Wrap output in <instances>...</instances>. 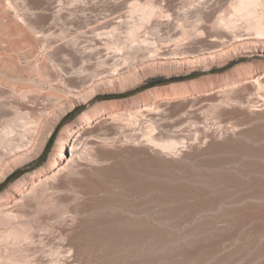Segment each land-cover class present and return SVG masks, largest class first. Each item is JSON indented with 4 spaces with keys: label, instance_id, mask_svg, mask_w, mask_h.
<instances>
[{
    "label": "bare ground",
    "instance_id": "6f19581e",
    "mask_svg": "<svg viewBox=\"0 0 264 264\" xmlns=\"http://www.w3.org/2000/svg\"><path fill=\"white\" fill-rule=\"evenodd\" d=\"M263 2L0 0L1 178L38 158L59 123L87 106L57 132L45 164L0 199V264H229L251 248L247 264H264V178L241 177L264 175V109H254L264 106V78L95 101L154 70L118 69L119 51L132 61L152 50L142 31L156 40L177 22L213 21L200 29L217 60L231 41L264 53ZM238 20L255 42L249 51L237 44ZM186 27L169 39L194 37ZM242 157L254 160L248 169L229 165Z\"/></svg>",
    "mask_w": 264,
    "mask_h": 264
},
{
    "label": "rangeland",
    "instance_id": "374dc122",
    "mask_svg": "<svg viewBox=\"0 0 264 264\" xmlns=\"http://www.w3.org/2000/svg\"><path fill=\"white\" fill-rule=\"evenodd\" d=\"M184 5L185 4L181 5V3L179 2L177 9L183 10L189 7ZM262 9L264 10V2ZM193 21L194 19H192V21L190 22L181 21L180 22L181 24L177 22V26H175L173 29H166L167 31L164 30L165 28L162 29L163 31L162 30L160 31V38L156 40L154 39L156 38L155 36L156 34H153L155 36L154 37L152 34L151 35L149 33L146 34L143 33L144 31H142L141 34H139L140 36H146V37L152 36V38L150 37L151 39L149 38L150 39L149 43L151 42L155 43V44L151 43L149 45L152 50H136L137 58L132 61H125L123 59L124 50L119 51L118 59H119L120 67H118V69L122 70V68L125 65H127L129 62L132 63V66L134 67L136 66V69L140 68L142 65L141 63H143L144 65H153L155 67L154 70L146 74L140 81L135 79L133 75L128 76L130 81L126 85L118 87L105 95H98L95 101L115 103L117 105H120V103H125L128 101H139L144 97H150L152 95H156L157 97H163L165 96V94L168 95L167 91L171 87H177L176 92L183 95H184L185 87L193 88V86H195L198 90H203V91L204 89H208V88H214V87L219 88V86L221 85L222 87L225 86L233 87L239 84L241 81H243V79L248 76L247 73L250 72H252L254 75L256 74L264 78V53L242 52L239 48H237V46L236 47L231 46V44H233L231 41L230 43L225 44V46L223 47H218L221 49L218 50V52H220L222 58L221 60H217L214 55L215 50L210 48L211 42L208 41V38L206 37V33L201 31L200 29L202 28L200 24L204 23V25H206L209 29L214 30V27L212 26L213 21H209V22H205L203 20L201 22L200 21L193 22ZM241 21L242 20H238L236 22L238 29H240V34L242 35L241 37L236 38L242 40V42L237 44L242 45V47L244 48L243 51H249L250 48L247 47L251 45H255V42L251 41V39L248 41L249 38L248 32L243 30L245 23ZM188 24L194 27V31H195L194 37L199 35L202 36L204 35V38L201 36H199V38L188 36L184 39L185 41H181L182 43L181 42L174 43L172 42V40L169 39L168 36L173 35L175 29L177 30L181 29V31L178 30L180 33L187 31L189 28L186 27V25ZM182 26L184 28H182ZM196 27L200 29L197 32L195 30ZM153 39L155 41H153ZM170 42L171 44H169ZM166 43L168 45H172V44L174 45L172 46L167 45L164 48ZM161 44L162 46L163 45L164 46L162 47ZM171 48L172 49L175 48V50L174 49L171 50ZM121 66L123 67L121 68ZM216 83L219 85L216 86ZM261 104L262 103L259 104L257 103L254 109H258V110L264 109V106H261ZM86 107L87 106L81 105L79 107V110L69 114L65 119H63V121L59 123L56 130L50 137V141H52L50 148L47 149V147H45V150L38 158L32 160L29 163L17 167V169L14 172H12L14 173L12 177H9L12 174L11 173L1 178L2 174L0 173V199H2L5 195H7L9 189L12 188L13 186L12 184H14L22 174L31 171L33 172L36 169L39 170L45 164V162L48 159L49 153L54 147V142L57 137V132L60 129H62L67 123H70L73 120L77 119L81 115V113L86 109ZM194 109L199 114L203 115V113L207 110V105L198 104L194 107ZM210 117H211L210 119L211 122L219 121V119L217 118L218 115L216 114L211 115ZM173 119L175 118H168L166 119V121L169 123ZM229 121L228 123L233 122V120H229ZM263 142H259L258 145L264 147ZM253 161L254 160H252L251 158L242 157L236 159L235 162L230 163L229 165L248 169L249 168L248 165H250ZM233 173L236 175H240V173L237 172L236 170H234ZM241 177L242 179H245L247 177L264 178V175L255 172H249L248 176L246 177L241 176ZM238 194L235 193V195ZM61 205L62 208H67L72 206L71 203L69 202H64ZM212 214L214 215L215 213ZM253 252L254 250L252 248L246 250L240 260L230 262L229 264H243L244 262L247 264L253 258L252 256ZM252 263H255V261H252Z\"/></svg>",
    "mask_w": 264,
    "mask_h": 264
},
{
    "label": "trees",
    "instance_id": "16d2710c",
    "mask_svg": "<svg viewBox=\"0 0 264 264\" xmlns=\"http://www.w3.org/2000/svg\"><path fill=\"white\" fill-rule=\"evenodd\" d=\"M51 143H52V141H50V139H49V141H48V143H47V146H46L47 149L50 148ZM13 175H14V173H12L9 177H12ZM9 177H8V178H9Z\"/></svg>",
    "mask_w": 264,
    "mask_h": 264
}]
</instances>
